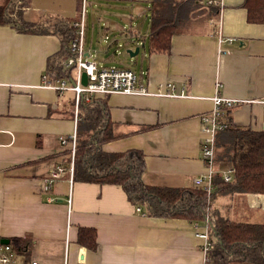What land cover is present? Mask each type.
Returning <instances> with one entry per match:
<instances>
[{
    "label": "crops",
    "instance_id": "obj_1",
    "mask_svg": "<svg viewBox=\"0 0 264 264\" xmlns=\"http://www.w3.org/2000/svg\"><path fill=\"white\" fill-rule=\"evenodd\" d=\"M151 1L83 0L85 15L90 3L95 10L100 7L99 11L106 9L129 20V28L121 26L115 40L143 49L139 82L151 90L171 83L176 93L184 94L100 97L108 102L113 131L121 134L103 149H140L146 166L142 178L148 184L193 187L195 177L207 171L200 115L212 110L213 96L217 92L238 99L264 96V23L248 21L244 0H205L218 8L216 18H192L173 35L169 53H149ZM5 2L0 0V5ZM52 2L54 16L77 15V0ZM40 3L32 0L34 13H29V7L27 19L43 20L33 11L42 8ZM101 5L105 6L101 9ZM220 18L222 35L233 37L232 43H220L213 33ZM107 22L118 29L119 23ZM60 48L58 35L18 32L0 24V243L13 237L33 239L29 253L16 255L14 264L33 260L38 264L80 260L85 264H215L204 263L203 240L196 234L209 224L207 218L190 221L147 215L141 206L137 211L120 184L74 180L70 167L51 189H45L49 171L58 163L64 168L68 159L64 149L71 144L63 145L61 138L70 142L80 119L79 113L76 119L73 91L60 97L41 86L48 58ZM85 57L97 62L90 49H85ZM217 82L221 83L218 90ZM225 117L235 126L264 130V109L258 104L237 105ZM224 164L214 170L223 175ZM256 212L264 213V194L237 195L232 213L258 222ZM81 228L95 229V248L79 243Z\"/></svg>",
    "mask_w": 264,
    "mask_h": 264
},
{
    "label": "trees",
    "instance_id": "obj_2",
    "mask_svg": "<svg viewBox=\"0 0 264 264\" xmlns=\"http://www.w3.org/2000/svg\"><path fill=\"white\" fill-rule=\"evenodd\" d=\"M83 0H77L74 18L48 17L39 21L26 18L30 0H6L0 5V24L9 25L18 32L55 34L61 40V48L48 58V75L52 79L72 81L76 64L65 66V61L76 55L72 49L81 18ZM247 19L251 23H264V0H244ZM218 8L205 0H152L151 21L148 33L149 53H169L172 37L177 29L186 26L194 17L216 18ZM80 119L77 124L74 157L72 147L64 149L68 154L64 170L68 171L73 159V179L77 181L115 183L125 190L128 199L143 207L150 216L186 218L210 224L212 247L209 256L215 264H264V222L229 218L219 213L216 201L220 195L249 193L264 194V130L235 126L228 118V127L216 138L215 167L226 162L234 168L231 181H224L222 172L214 170L213 188L204 186L169 187L146 183L144 153L137 148L109 152L103 149L108 141L121 134L113 131L108 102L94 98L79 102ZM79 243L95 248L96 231L81 228ZM9 243L17 255H27L33 243L28 236L13 237Z\"/></svg>",
    "mask_w": 264,
    "mask_h": 264
},
{
    "label": "built area",
    "instance_id": "obj_3",
    "mask_svg": "<svg viewBox=\"0 0 264 264\" xmlns=\"http://www.w3.org/2000/svg\"><path fill=\"white\" fill-rule=\"evenodd\" d=\"M208 4H213V1H208ZM85 9L81 11V18L74 25L77 28V35L72 41V49L76 52L74 57H70L65 61V66L69 67L76 64V74L73 82H69L64 78L52 79L48 73L42 76L41 86L50 88L62 97L66 91L70 90L75 93V114L76 119L78 117V106L81 99L89 101L97 97L107 96L113 93H122L129 95H158V96H184L183 92L178 94L175 92V86L171 83L160 84L157 90H151L143 83L139 82L138 76L134 70L123 66H101L95 60H90L85 57V44H84V22ZM213 33L218 37L219 42L232 43L233 37H223L222 35V19H218L213 27ZM223 53L229 52L219 48ZM87 74V84H82V73ZM221 87V83H216V89ZM213 108L207 113L200 115V119L203 124V142H202V159L206 164L207 171L198 175L194 179V183L197 186H204L208 192L213 188V174L216 156V137L221 131H224L228 127V119L225 117V113L231 110L237 105L244 103L258 104L264 109V96L253 99H238L232 97H226L219 92L213 96ZM76 142V133L71 135L70 142L67 138H61L63 145L71 144L72 158L74 157ZM73 159L71 161L70 170L73 173ZM234 168L228 166L223 171L224 181H231ZM65 174V170L61 163L56 164L45 178V189L52 188L56 180L61 179ZM141 207H137V211H141ZM145 213V212H143ZM209 222L208 218L206 219ZM197 225V222H196ZM210 225L207 224L203 231H197V235L203 240V261L204 263L210 262L209 251L212 247V241L210 239ZM17 254L13 250L9 241H2L0 243V264H14V259ZM32 264H38L37 260H33ZM77 264H85L83 260H80Z\"/></svg>",
    "mask_w": 264,
    "mask_h": 264
},
{
    "label": "rangeland",
    "instance_id": "obj_4",
    "mask_svg": "<svg viewBox=\"0 0 264 264\" xmlns=\"http://www.w3.org/2000/svg\"><path fill=\"white\" fill-rule=\"evenodd\" d=\"M40 1L42 3L38 5L42 8L33 9V11L37 10L36 12L40 19H46L48 17L56 15L53 13L55 12V10L52 9L53 0ZM73 1L75 2V0ZM102 6L105 5H101V9ZM32 7V0H30V14L34 13L32 12ZM86 8V15L84 17L85 49L91 50L92 57L94 56V59L96 58L98 64L106 66L128 67L133 69L135 73L139 76L141 74L142 59L144 54L143 49L137 55L132 57L127 51L128 48L132 47H127V43L122 42V39H119V42L117 44L115 40L118 36H120L119 30L121 29V26H123L124 28H129V20L126 18L121 19L120 16L116 15L114 12L107 11L106 9L103 11H99L100 7L95 10L92 7V4L90 3L86 5ZM107 20L119 23L118 29L115 30L114 28H112V26H109ZM103 25H108V29L105 28V30H103ZM68 95H72V91H68L67 96ZM224 167H226L224 169L226 170L228 168V164H224ZM237 195L238 193L220 195L218 197L217 206L218 209H220L225 216L229 218L242 219L240 215L232 213L234 202H236L237 199ZM254 217L257 218L256 220H258V222H264L263 212H256Z\"/></svg>",
    "mask_w": 264,
    "mask_h": 264
},
{
    "label": "water",
    "instance_id": "obj_5",
    "mask_svg": "<svg viewBox=\"0 0 264 264\" xmlns=\"http://www.w3.org/2000/svg\"><path fill=\"white\" fill-rule=\"evenodd\" d=\"M143 46V45H142ZM127 51L129 52L130 56H135L140 52V46H136L135 48H128ZM87 74L85 72L82 73V84L86 85L87 84ZM72 83H74L72 81Z\"/></svg>",
    "mask_w": 264,
    "mask_h": 264
}]
</instances>
